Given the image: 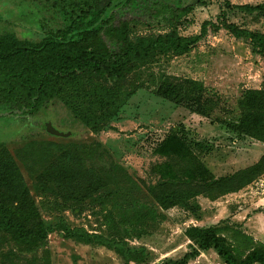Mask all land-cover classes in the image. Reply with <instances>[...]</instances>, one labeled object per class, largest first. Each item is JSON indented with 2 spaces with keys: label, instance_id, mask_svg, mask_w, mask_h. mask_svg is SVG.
Segmentation results:
<instances>
[{
  "label": "trees",
  "instance_id": "16d2710c",
  "mask_svg": "<svg viewBox=\"0 0 264 264\" xmlns=\"http://www.w3.org/2000/svg\"><path fill=\"white\" fill-rule=\"evenodd\" d=\"M133 1L70 0L64 12L69 16L68 25L37 40L20 38L15 32H0V113L8 112L0 117L10 118L21 127L32 126V118L37 114L52 113L57 110L56 104H60L66 110V115L60 117L63 123L75 126L69 113L90 132L98 133L108 126L137 89L146 88L192 113L214 117L231 131L264 145V85L242 89L235 107L224 108L220 95L208 92L200 80L162 72L141 76L139 69L167 54L188 53L209 35L221 30L244 39L252 51L264 57V32L241 26L228 18V11L234 9L263 15L264 1L234 3L223 0L216 16L204 19L198 33L188 36L181 35L178 26L183 24L181 17L194 7L192 4L185 2L180 6L181 0H176L175 5L166 0H137V7L151 12L148 16L157 18L161 14L157 21H163L169 30L133 34L128 27L129 21L115 13ZM65 2L61 0L59 5ZM203 2L205 0H200L199 4ZM221 108L224 113L228 112L225 117L219 115ZM195 149L206 150L202 142L188 140L183 131L174 127L155 145V152L166 158L154 166L155 181L141 180V186L123 167L116 166L132 187L144 190L151 203L149 206L143 203L142 207L154 221L164 219L159 209L181 205L193 210L198 206L191 201L196 196L214 200L237 192L264 171L263 152L254 163L215 176ZM68 153H61L35 177L40 195L50 183L61 192L62 197L54 199V204L63 208L45 217L9 145L0 140V264H50L46 249L40 256L37 252L55 231H60L65 238L111 249L126 264L150 261L153 249L128 240L132 234L141 236L140 230L131 227L139 225L133 223L144 217L142 209H132L131 218L119 222L115 221L111 210H106V231L90 232L68 219L63 209L70 207L74 213L80 210V194H96L105 187L106 191L108 189L107 178L75 159L77 154ZM127 223L124 231L119 229ZM224 231H229L228 227L225 230L220 224L185 227L183 234L193 244H189V251L181 257L168 259L164 264H185L200 251L209 249H213L224 264H264L263 242L234 228L228 233ZM151 240L157 243L155 235Z\"/></svg>",
  "mask_w": 264,
  "mask_h": 264
},
{
  "label": "rangeland",
  "instance_id": "374dc122",
  "mask_svg": "<svg viewBox=\"0 0 264 264\" xmlns=\"http://www.w3.org/2000/svg\"><path fill=\"white\" fill-rule=\"evenodd\" d=\"M69 1L60 6L61 0H0V32H15L20 38L37 40L50 31L65 28L69 16L64 12ZM136 1L119 12L115 10L121 19L129 21L128 27L133 34L169 30L163 21H157L161 14L157 18L148 16L151 12L137 7L139 3ZM166 1L173 2L172 5L176 3V0ZM199 1L192 2L194 7L181 17L183 24H179L178 29L183 36L198 33L200 23L215 17L223 0H205L201 4ZM231 1L257 3L264 0ZM228 18L241 26L264 32V14L234 9L228 11ZM139 69L141 76L148 72L155 75L162 72L200 80L208 92L220 95L224 108L234 106L242 89L264 85V57L252 51L244 39L235 38L225 30L209 35L188 53L167 54ZM55 109L52 113L37 114L32 118V126L25 124L21 127L10 118L0 117V140L9 145L43 216L63 208L54 204V199L60 200L62 196L53 183L47 185L40 195L35 177L61 153L69 151V155L77 154L75 159L107 178L108 189L106 191L105 187L96 194H80L81 209L74 213L69 207L63 212L73 224L93 232L106 231V210H111L115 221L119 222L123 218L130 219L132 209H142L144 217L133 223L139 225L131 227L140 230L141 236L132 234L128 240L153 249L152 259L144 264H164L166 260L179 258L189 251V244L193 242L183 234V229L189 225L220 224L223 229H229L224 233L234 228L264 243V171L239 192L214 200L196 196L191 201L199 207L194 206L193 210L181 205L159 209L164 219L154 221L142 207L143 203L146 206L151 203L144 190L133 188L120 168H116L117 165L123 167L141 186V180L155 181L154 166L166 159L155 152V145L174 127L183 131L188 140L204 144L206 150L195 149V153L215 176L229 174L254 163L264 152V145L257 140L231 131L214 117L192 113L146 88L137 89L108 126L98 133L90 132L68 113L75 125L69 127L60 118L61 114L66 115V110L60 104H56ZM227 114L222 108L219 110V115L225 117ZM51 127L55 133L49 132ZM127 225L122 224L119 229L124 231ZM154 235L157 243L151 240ZM43 249L47 250L50 264H126L113 250L65 238L60 231L49 234L45 246L38 250V256L42 255ZM128 264L137 263L131 261ZM185 264L224 263L213 249H209L200 251Z\"/></svg>",
  "mask_w": 264,
  "mask_h": 264
},
{
  "label": "water",
  "instance_id": "95a60500",
  "mask_svg": "<svg viewBox=\"0 0 264 264\" xmlns=\"http://www.w3.org/2000/svg\"><path fill=\"white\" fill-rule=\"evenodd\" d=\"M197 1L198 0H195V2H197ZM183 2H184V0H182V3L180 4V6H182ZM192 2H194V1H189L188 4H192ZM0 114H8V112H6V113H0ZM49 132L55 133V129L53 127H51Z\"/></svg>",
  "mask_w": 264,
  "mask_h": 264
},
{
  "label": "crops",
  "instance_id": "0c3cea01",
  "mask_svg": "<svg viewBox=\"0 0 264 264\" xmlns=\"http://www.w3.org/2000/svg\"><path fill=\"white\" fill-rule=\"evenodd\" d=\"M258 142H260V141H258ZM261 143V142H260ZM262 144V143H261ZM263 145V144H262ZM246 167V166H245ZM246 187V186H245ZM245 187H243L242 189H244ZM242 189H240V190H238L237 192H239V191H241ZM233 193H235V192H232V193H227L228 195L229 194H233ZM227 194H225V195H227ZM225 195H223V196H225Z\"/></svg>",
  "mask_w": 264,
  "mask_h": 264
},
{
  "label": "flooded vegetation",
  "instance_id": "af4514ba",
  "mask_svg": "<svg viewBox=\"0 0 264 264\" xmlns=\"http://www.w3.org/2000/svg\"><path fill=\"white\" fill-rule=\"evenodd\" d=\"M190 0H184V2L183 3H185V2H187V4H188V2H189ZM192 1H194L195 2V0H192ZM199 1V0H198ZM197 1V2H198ZM181 2H182V0H181ZM170 3H173V2H170ZM173 5H175V3L173 4ZM183 5V4H182Z\"/></svg>",
  "mask_w": 264,
  "mask_h": 264
}]
</instances>
